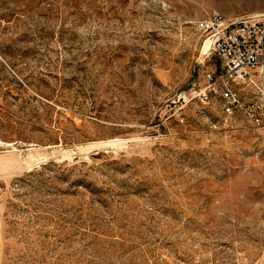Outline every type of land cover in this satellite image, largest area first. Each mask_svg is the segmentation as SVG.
Returning a JSON list of instances; mask_svg holds the SVG:
<instances>
[{"label":"rangeland","instance_id":"1","mask_svg":"<svg viewBox=\"0 0 264 264\" xmlns=\"http://www.w3.org/2000/svg\"><path fill=\"white\" fill-rule=\"evenodd\" d=\"M262 12L0 0V264H264V139L180 100L220 70L196 21Z\"/></svg>","mask_w":264,"mask_h":264},{"label":"built area","instance_id":"2","mask_svg":"<svg viewBox=\"0 0 264 264\" xmlns=\"http://www.w3.org/2000/svg\"><path fill=\"white\" fill-rule=\"evenodd\" d=\"M196 30L209 41L220 70L210 76L202 90H193L180 100L202 104L221 102L223 113L247 123V129L264 139V12L241 17L212 14L195 23ZM228 264H249L250 257L234 247Z\"/></svg>","mask_w":264,"mask_h":264},{"label":"bare ground","instance_id":"3","mask_svg":"<svg viewBox=\"0 0 264 264\" xmlns=\"http://www.w3.org/2000/svg\"><path fill=\"white\" fill-rule=\"evenodd\" d=\"M208 50H209V41H205L204 42V46H203V50H202V54L207 55L208 54ZM113 142V141H112ZM6 146H10V144H7Z\"/></svg>","mask_w":264,"mask_h":264}]
</instances>
